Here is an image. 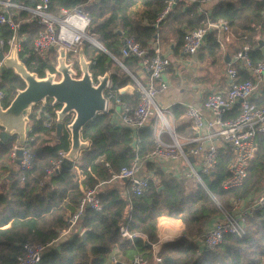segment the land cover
<instances>
[{
  "label": "trees",
  "instance_id": "trees-1",
  "mask_svg": "<svg viewBox=\"0 0 264 264\" xmlns=\"http://www.w3.org/2000/svg\"><path fill=\"white\" fill-rule=\"evenodd\" d=\"M6 1V0H0ZM13 3L36 8L40 0H11ZM212 10L199 13L201 4L188 5L180 2L170 13L159 21L166 9L164 0H51V12L59 14L62 9L82 8L91 17L89 34L127 68L129 60H123L121 48L124 38H134L142 48H149L152 42L165 34L176 35L178 54L188 32L203 27L208 22H227L240 39H248L251 45L248 55L256 63L264 59L261 50L253 49L264 37V0H216ZM16 21L28 17L26 11H17ZM42 25L37 20L22 22L19 35H26L22 60L27 59L29 71L42 64L38 75L45 79L47 74L57 73L55 60L42 61L33 53V43ZM10 27L1 28L0 40L13 36ZM221 45L216 34H210L202 58L218 59ZM54 51L52 56L55 57ZM85 55L90 64L93 80L110 74L112 90L125 87L131 78L111 56L86 42L73 58L72 67L76 78H81V56ZM79 57V58H78ZM114 71V72H112ZM249 77H245L248 79ZM26 88L25 81L13 69L0 70V90L4 92L2 106L7 109L17 94ZM138 94H121L123 102L135 105ZM131 102V103H130ZM37 106V105H36ZM62 106L48 99L44 113L29 116L34 138V162L27 172L26 180L20 179V166L12 165L11 154L14 146L23 145L17 134L3 145L0 144V264H18L26 244H49L60 238L69 229V220L76 213L82 198L81 185L99 189L102 210H87L78 226L80 233L65 242L51 247L41 264H112V257L121 264H132L137 256L151 252L158 242V224L167 217L181 220L185 234L161 244L159 264H264V209L255 211L247 221L246 233L242 236L227 235L217 251H201L197 242L190 237L201 236L206 228L220 214V203L228 208L232 199L245 198L252 191L264 186V135L258 139L259 151L249 170L244 184L232 190H225L223 182L228 178L229 154L222 155L215 174L203 176L206 188L197 183L188 189L187 179H178L163 170L162 166L148 161L147 156L155 149V130L148 126L140 132L142 143L139 153L133 149V133L130 128H116L111 113L98 115L82 131V140L87 147L78 159L84 163L80 173L74 163L64 164L60 173L44 180L46 169L59 158L62 151L71 150V136L67 126L71 117L64 119L61 134L57 133V113ZM180 106L175 107V118L183 114ZM241 109L236 106L225 119L238 117ZM52 126L46 127L45 122ZM0 129L1 126H0ZM54 134V136H53ZM144 164L145 171L153 172L155 178L142 196L128 195V184L124 180L112 181L114 173L130 167L136 158ZM10 165L12 168L9 169ZM7 180L3 181L8 173ZM149 174V173H148ZM147 174V175H148ZM211 194H210V193ZM123 230L132 236H125ZM86 232V242L81 236ZM70 235V234H69ZM139 236H144L145 240ZM151 245V247H149ZM155 264V263H151Z\"/></svg>",
  "mask_w": 264,
  "mask_h": 264
},
{
  "label": "built area",
  "instance_id": "built-area-1",
  "mask_svg": "<svg viewBox=\"0 0 264 264\" xmlns=\"http://www.w3.org/2000/svg\"><path fill=\"white\" fill-rule=\"evenodd\" d=\"M164 1L166 9L160 16L159 21L166 18L173 6L180 2L194 5L216 0ZM21 10L29 13V18L25 22L30 23L37 20L43 27L33 43V53L35 57L42 61L49 60L53 51H57L60 56V51L64 50L67 58L68 53L77 54L85 42L92 45L100 44L94 35L89 34L91 17L80 7L73 10L62 9L59 14H54L51 12V0H40L36 8L20 6L11 0L0 1V32L1 28L6 26L14 32L9 40H0V52L4 56V62L0 61V70L10 60L16 59L18 62H22L20 55L24 51L25 39L19 35L21 23L16 21L18 16L16 12ZM230 31L231 27L227 22H208L203 27L186 34L183 52L188 56L197 55L204 46L207 37L212 33L216 34L223 48L225 41L229 39V37H225V33ZM249 51L250 47L245 46L235 55L234 61L243 62L244 69L251 73V77L240 80L238 70L232 62H229L226 69L228 91L210 92L203 108L196 105L186 107L184 117L194 132V136L186 139L183 143L179 141L175 134H172L173 140L170 143L157 139L155 149L147 156L148 161L162 166L163 170H167V173L178 179L194 178L197 183L206 188L202 179L203 176L215 174L221 163L222 155L226 153L231 156V161L227 168L229 176L223 182L222 187L225 190H232L244 184L258 155L259 136L264 135V105L256 106L253 104V99L263 89L264 59L254 63L248 55ZM121 54L124 58H138L147 73V80L142 82L136 79L135 93L138 96L135 105L123 102L120 98L122 89L113 92V85L110 80L105 91L107 112L111 113L112 119L113 111L120 108L119 120L115 124L112 119V124L116 128H130L132 130L133 149L135 153H139V146L142 143L140 132L149 126V122L153 117L161 121L166 119L165 112L167 110L160 108L156 101L158 96L169 88L166 75L172 62L169 55L164 53L158 45L142 48L132 37L124 38ZM67 66H71L70 61ZM4 98L5 94L0 90L1 104ZM46 103L47 101L43 103L44 105L41 108L34 111L38 118L44 113ZM236 106L241 109L238 117L225 119V116ZM68 117H71L73 122L74 114ZM72 122L67 126L70 136L69 127ZM45 126L51 127L52 122L46 120ZM31 131L32 129H29L25 143L14 146L11 154L13 165L18 161V152H21L19 166L22 182L26 180L27 172L32 169L34 162V149L31 146L34 138L29 135ZM68 156L69 152H60L59 158L46 169L44 180L60 173ZM167 162H179L180 164L169 169L166 165ZM73 163L75 170L80 172L84 163L78 158ZM143 168L144 164L137 157L130 167L114 173L112 181L127 180V194L142 196L149 191L150 181L155 178L154 173L152 175H141ZM103 184L96 188L81 186L83 195L79 201L77 211L69 220V229L63 231L60 238L68 236L78 226L80 219L84 217L87 210L91 209L97 212L102 210L99 189ZM218 206L220 207V214L213 225L208 226L201 236L190 237L198 243L202 252L217 251L227 235L242 237L246 233L248 218L255 211L264 209V186L252 191L245 198L232 199L228 208H224L220 203H218ZM123 234L132 237L125 230H123ZM139 237L145 240L144 236ZM59 239L49 244L28 243L24 245L25 253L18 258V264H41L43 257ZM163 241V239H158V242L152 245L153 251L151 249L149 255L135 257L132 264L161 263L159 246ZM112 264L121 263L118 259L112 257Z\"/></svg>",
  "mask_w": 264,
  "mask_h": 264
},
{
  "label": "crops",
  "instance_id": "crops-1",
  "mask_svg": "<svg viewBox=\"0 0 264 264\" xmlns=\"http://www.w3.org/2000/svg\"><path fill=\"white\" fill-rule=\"evenodd\" d=\"M215 4L216 3L214 1L203 3V5H201V8L199 9V13H202L203 11L209 14V12L212 10ZM177 5H174L173 8L176 7ZM27 18H29V15L28 17L21 19L20 23L25 22ZM20 36H22L25 40L27 38L26 35H20ZM225 37H229V39L225 41L224 47L223 48L221 47L220 49V52H222V56H223L222 60L224 63L225 70L222 69L223 71L218 75L216 73L215 68H217L218 66L219 59L213 62L211 59L208 58L204 59V57L202 58V55L205 53V51L202 50V48L199 50L197 55L194 56H188L184 54L183 47L181 51L178 54H176L175 53V48L177 45L176 35L165 34L163 35V37L157 39L156 42H152L150 44V47H153L154 45H158L164 53L169 55L172 62L168 70V73L166 75L169 88L164 93L159 95L156 101L160 108L167 110V112H165L166 119L165 121H161V120H156L153 117L149 122V126H151L156 132L157 139H161L165 142L170 143L173 140L172 134H175L179 139V141L183 143L186 139L194 136V132L191 130L187 119L184 117L186 107L189 105H196L199 106L200 108H203L207 95L210 92L228 91V80L226 79V69H227V64L229 62H232L233 66L238 70V77L240 80H244L246 76L249 78L251 77V73L248 70L244 69L243 62L234 61L235 55L238 52H240L245 45L238 49H235L231 46V43L234 38L232 27L229 33H225ZM242 40L244 39H241V41ZM259 40L264 42V37L259 38ZM205 45L206 42L204 46ZM248 47H251V45H249ZM253 49L261 50L264 55V46L262 48L260 42L259 45L255 46ZM54 53L57 56L59 55L57 51H54ZM220 54L221 53H219L218 58L220 57ZM227 56H229L230 58L229 62ZM83 57L85 58L86 62H88V58H86L85 55H83ZM113 58H114L113 60L116 63L118 61L123 65L122 67L118 63L124 69V71L128 73V75L131 78L130 83H128L125 87L121 88L122 89L121 94H126L130 97L134 96L136 89V79L142 82H146L147 80V73L141 64V61L135 57L124 58L122 56L123 60L125 59L129 60L131 66L127 68L122 61L117 59L115 56H113ZM208 62L209 65H207ZM136 101L137 99L135 100L134 103H136ZM253 104L256 106L264 105V84L262 91L259 94H257L253 99ZM176 106H180V110L178 111L183 112V114L180 115L177 119L175 118L174 115ZM119 113H120V108H117L116 110L113 111L112 119L113 122H115V124L119 120L120 117ZM27 129L28 130H26L27 131L26 136L28 135L29 129H32L30 122L27 125ZM178 164L180 163L179 162L166 163L169 169L174 166H178ZM11 168L12 165H10L9 169ZM165 172H167V170H165ZM148 173L152 175L153 172H148L145 171V169H143L141 175H147ZM8 174L9 172L6 173V175L3 178V181L7 180V178L10 177L8 176ZM106 185L107 184H103L100 187V189H105ZM214 221L215 220L211 222L210 224L211 226L213 225ZM185 231H186L185 225L181 220H175L164 217L160 219L158 224V239L159 240L163 239L164 240L163 243L172 241L175 238L183 236ZM80 232H82L80 226L78 228H74L71 231L70 235L64 238H60L59 241L54 243L52 247L67 241L68 239H70V237ZM161 244L159 247H161Z\"/></svg>",
  "mask_w": 264,
  "mask_h": 264
},
{
  "label": "water",
  "instance_id": "water-1",
  "mask_svg": "<svg viewBox=\"0 0 264 264\" xmlns=\"http://www.w3.org/2000/svg\"><path fill=\"white\" fill-rule=\"evenodd\" d=\"M260 45L263 48L264 42L260 41ZM95 46L113 58L103 46L100 44ZM227 59L229 62V56H227ZM0 61L4 62L2 52H0ZM8 62L11 66H6L5 64L1 70L4 71L6 67L13 69L25 81L26 88L17 94L7 109H4L0 103V126L3 129L0 133V144L3 145L11 138L12 135L9 131L17 132L26 125V120L29 119L32 107L51 99L55 104L62 106L57 119L58 134L63 131L64 119L71 114L75 116L69 127L71 132V150L68 158L64 161V164H71L87 147L82 140L83 129L98 115L107 112L105 91L111 80L110 74L100 77L98 82H95L90 73V64L81 56V78L74 77L72 75V67L67 66L66 52L64 50L60 51V63L57 72L62 75V79L58 82L52 76L45 79L38 77L42 64H39L31 72L26 67L27 59L22 60L21 63L16 59ZM117 63L123 67L120 62L117 61ZM18 157L17 163L20 165L21 152H18ZM124 181L126 182L127 180ZM81 238L83 242H86V232L82 234Z\"/></svg>",
  "mask_w": 264,
  "mask_h": 264
},
{
  "label": "rangeland",
  "instance_id": "rangeland-1",
  "mask_svg": "<svg viewBox=\"0 0 264 264\" xmlns=\"http://www.w3.org/2000/svg\"><path fill=\"white\" fill-rule=\"evenodd\" d=\"M233 41H232V43H231V46L233 47V48H235V49H238V48H241L242 46H249L250 44L248 43V39H244V40H242L241 41V39H239L237 36H236V33H235V31L233 30ZM101 45V44H100ZM244 46V47H245ZM219 53H221L220 54V57L218 58L219 60H218V66H217V68H215L216 69V73H217V75L218 74H220L223 70H225V67H224V63H223V56H222V52H219ZM77 55V54H76ZM219 56V55H218ZM54 59L55 60V63L57 64V69H58V66H59V63H60V56L58 55H55V57L54 56H52L51 55V57H50V59ZM73 58L74 57H72V58H69L68 56H67V58H66V63L68 64V62L70 61V63H71V67H72V64H73ZM79 58V57H78ZM81 58V57H80ZM79 62H80V59H79ZM21 63V62H20ZM118 64V63H117ZM119 65V64H118ZM207 65H209V62L207 63ZM6 66H11V64L8 62V63H6ZM120 66V65H119ZM121 67V66H120ZM121 69L122 70H124L122 67H121ZM223 69V70H222ZM72 71H73V67H72ZM72 75L74 76V71L72 72ZM50 76H52L53 78H54V80L55 81H60L61 79H62V75H60L58 72L56 73V74H50V73H48L47 74V78L48 77H50ZM44 104L43 103H41V104H39L38 106H34V107H32V109H30V112H34L35 110H38L39 108H41V106H43ZM30 121H29V119H27L26 120V127L24 126L21 130H18L17 132L16 131H9L10 132V134L11 135H15V134H17L18 136H19V142L21 143H23V141L25 140V138H26V133H27V131L26 130H28L27 129V125H28V123H29ZM3 129H0V133H1V131H2ZM53 136H54V134H53ZM157 166V165H156ZM153 174V173H152ZM197 184V181L194 179V178H188L187 179V185H188V189H190L191 187H194L195 185ZM222 206V205H221Z\"/></svg>",
  "mask_w": 264,
  "mask_h": 264
}]
</instances>
